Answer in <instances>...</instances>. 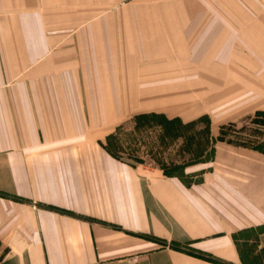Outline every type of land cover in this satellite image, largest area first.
I'll list each match as a JSON object with an SVG mask.
<instances>
[{
	"label": "crops",
	"instance_id": "1",
	"mask_svg": "<svg viewBox=\"0 0 264 264\" xmlns=\"http://www.w3.org/2000/svg\"><path fill=\"white\" fill-rule=\"evenodd\" d=\"M21 5L42 13L21 19ZM261 36L264 0H0V264H218L187 251L264 264L263 151L218 143L166 175L101 142L132 111L180 109L155 87L180 82L163 77L180 54L203 67L189 78L204 86L197 110L218 123L264 111V78L229 86L222 59Z\"/></svg>",
	"mask_w": 264,
	"mask_h": 264
},
{
	"label": "rangeland",
	"instance_id": "2",
	"mask_svg": "<svg viewBox=\"0 0 264 264\" xmlns=\"http://www.w3.org/2000/svg\"><path fill=\"white\" fill-rule=\"evenodd\" d=\"M33 7L37 8V12L42 13V6H31L28 8L25 5H21L20 18L22 19L29 11L33 10ZM83 8L86 10L87 6H83ZM92 8L100 10V20L98 22L101 23L103 20L102 16L107 11L101 6L92 5ZM128 9L129 12L136 10L135 6L128 7ZM251 41H259L260 51L251 50ZM243 44L241 52H228L222 55V59L228 60L230 67L233 66L229 70L232 73L229 75V86H231L230 83H235L238 79L242 81V73L248 70H254L255 77L264 78V36L252 38V40L250 37H244ZM68 45L72 44L68 43ZM103 54V58L100 59L101 62H105L108 57L110 58L108 63L112 62V57L116 66H120L119 69L123 67L122 63L124 64V62L121 58V52ZM204 55L201 54L197 57L206 61L214 53L208 54V56ZM192 59L193 57L189 58V54H180V58L175 60L181 65L177 68L178 72H175L176 69L174 68V72L165 74L171 70V68H165L164 81L172 82L178 78L180 80L178 84L155 86L161 87L165 93L169 92V95H173V98H178L177 102L182 104L179 107L180 109L171 107L164 111H155L153 113L132 111V115H127L116 122L105 138L101 135V138L104 139L101 141L104 149L107 146L117 159L131 164L142 172L150 174L161 172L166 175L181 174L185 167L193 166L204 160L209 161L218 143H228L251 149L260 148L263 150L259 151H264V123L261 122L264 121V118L257 116L258 113H264L263 110L238 118L231 113L235 108L234 105L229 104L227 108L229 111L231 110L229 113L232 114V117L218 123L205 114L206 111L204 108L202 109V106H199L198 110L196 109L197 105H194V102L196 104L204 102V86L202 84H193L189 78L191 74L196 73L203 80L204 74L203 67L200 69L199 63H192L190 61ZM148 71L151 72L152 70ZM155 72L156 70L149 75L152 76ZM172 76L175 78H172ZM249 81H251V78ZM109 90L110 87L106 89V91ZM170 101H172L171 97L168 100H164L161 104L171 103ZM182 113L196 115L188 116ZM141 115H147V118L137 122L136 118ZM160 116H164L169 121L178 119L179 122L162 127L160 124L164 121ZM205 118L207 119L205 120ZM108 129L109 127L106 128V130Z\"/></svg>",
	"mask_w": 264,
	"mask_h": 264
},
{
	"label": "trees",
	"instance_id": "3",
	"mask_svg": "<svg viewBox=\"0 0 264 264\" xmlns=\"http://www.w3.org/2000/svg\"><path fill=\"white\" fill-rule=\"evenodd\" d=\"M257 116H259V117H262V118H264V113H258L257 114ZM161 118H163V123H161L160 125H162V127H167V126H169V125H172V124H174V122H179V120L178 119H174V120H172V121H169V120H167V118H165L164 116H160ZM147 118V115H141V116H139V117H137L136 118V120H137V122L138 121H141V120H144V119H146ZM207 118H205V120H206ZM262 123H264V121H261ZM255 149H257V150H263V149H260V148H255ZM105 150H107V152H109L111 155H113V152L110 150V149H108V147L106 146L105 147ZM264 152V151H263ZM114 156V155H113ZM148 239H152V237H148ZM174 249H179V250H182L180 247H178V246H175V245H173L172 246ZM182 251H184V250H182ZM186 251V250H185ZM187 253H190L191 255H193V256H197V257H199V258H203V259H206V260H209V261H212V262H214V263H218V264H221V262H219V261H217V260H215V259H213V258H211V257H208V256H205V255H203V254H199V253H194V252H192V251H187ZM223 264V263H222Z\"/></svg>",
	"mask_w": 264,
	"mask_h": 264
}]
</instances>
